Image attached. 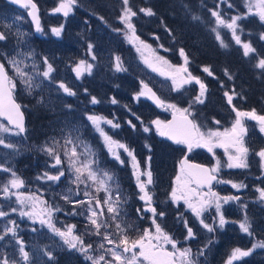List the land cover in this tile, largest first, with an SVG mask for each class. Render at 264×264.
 I'll use <instances>...</instances> for the list:
<instances>
[{
  "label": "trees",
  "instance_id": "1",
  "mask_svg": "<svg viewBox=\"0 0 264 264\" xmlns=\"http://www.w3.org/2000/svg\"><path fill=\"white\" fill-rule=\"evenodd\" d=\"M0 1L9 4L6 0ZM247 4L248 0H223V2L222 0H130V6L138 13L133 18L136 35L145 43L152 45L153 49H156L157 54L163 56L173 66L178 67L184 63V57L179 52V49L183 48L189 58L188 71L193 76L199 77L206 85L204 103L200 104V106L197 103L193 104V107H195L193 116L204 131L205 126L211 130V128L222 129L233 124L236 119L233 105L240 111L247 112L255 109L258 115H264V69L256 67L258 59L264 57V36H262L264 34V22H261L258 16L254 14L247 15L237 21L239 27L236 34L240 35L242 43L250 42L251 46L256 50L255 53H250L246 57L243 55L242 44L238 45L235 43L232 30L223 25H217L216 18L211 15L212 11H218L225 21L230 22L231 17L243 16L247 12ZM121 7V0H97L94 8L84 6L83 10L88 15L86 17L87 28L91 29V26L99 22L108 32V37L115 47L114 51L117 52L122 62V67L127 69L126 71H118L116 69L105 71V65L99 63L91 78L89 79L87 76L81 82L80 90L76 92L75 96L59 93L58 96L48 97V100H44V103H38L37 99L33 97H30L25 102L14 90L16 97L27 114V134L21 136L23 145L17 160L18 170L29 185L33 187L35 174L38 171H40L39 174H43L45 169L49 167L48 161L51 160V157L45 156L36 149L35 144L42 141V136L40 135H45L42 134L45 132L40 133L38 129H44L47 132L46 134H48L54 128V125L57 127L61 125V116H64L65 120L67 116L76 117L81 114L83 118H86L88 113H93L94 115L102 114L106 119L120 124L119 128L103 124L108 135L113 140L119 141L126 145L128 149L131 148L133 150V155L141 170L150 166L153 181H155V186L149 189L153 194L152 205L156 207L157 213H165L169 220L165 222L167 230L173 232L175 236L182 230L181 234L184 235L185 231H187L184 220L189 216L187 226L190 227L191 223H193L190 219L195 218V214L188 209L183 201L178 204L174 203L170 198V194L175 187L174 178L178 170H180V160L187 148L184 144H175L164 136H160L156 131V126L151 123L157 120L155 111L158 107L154 106L146 96H141L138 100L135 98L139 92L141 81L145 77L133 67V60L137 58L136 46L138 42L130 43L122 32L113 31V29L123 27L117 19L121 14ZM140 8H151L155 15L146 16L139 12ZM193 15L198 16L200 19L193 20ZM99 16H103L107 23L101 21L98 18ZM213 28H217L220 33V40L227 47L221 46L216 32L212 31ZM169 29L171 32L168 31ZM156 37H159V39ZM160 45H163V48ZM204 67H209L213 75L209 76L208 73L204 72ZM225 70L232 76L231 79H229V75L225 74ZM168 80L171 89L160 87L152 79L148 81L155 86L163 99L180 98L182 106H187L199 94V85L193 81L191 84L184 86L175 95L169 96L170 92L168 91H174L175 89H173L170 76H168ZM232 89L235 90L237 95H234L232 105H229L224 93L229 92L231 94ZM93 96L97 98L99 103L92 104L90 102ZM113 98H115L117 103L111 102ZM66 105H71V109L67 108ZM241 119H246L249 123L251 121L253 128L251 132L253 134L252 141L255 138L256 142L254 143L253 141L254 149H259L264 145V132L260 130L259 122L248 117ZM158 120L163 121L160 118ZM128 121H131L135 128H132ZM216 121L220 123L217 124ZM144 126H148L151 130L144 132ZM50 127L53 128L47 131ZM88 130H91L89 126L85 128L86 135ZM59 135L61 137L62 133H59ZM84 142H88L96 154L97 164L94 167L107 171L113 176L114 183L110 184V188L113 195L117 191L121 195V200L124 202L121 216L125 215V223L131 225L128 229V235L130 238H134L150 223L152 213L145 211V203L139 200L140 193L133 163L130 162L128 157H124L122 164L116 160L112 153L109 152L103 138L99 135L95 137L94 134H89L88 139H85ZM113 149L119 155L120 152L124 151L115 145H113ZM148 157H151L150 161ZM61 159L63 161L62 166L65 168L64 171L69 169L67 158L63 155V149H61ZM206 162L211 164L210 160ZM45 166L47 167L45 168ZM244 172L242 171L241 173ZM68 177H70V172L65 171V175L60 178L61 184L68 182ZM88 182L91 185V181ZM58 184L57 181L49 182L50 187ZM93 191H95V188ZM98 194L104 202L105 192L100 191ZM39 196L43 197L47 205L51 204L49 193L40 194ZM250 199H254V197ZM53 204L55 208L58 207L60 209L53 212L52 218L55 217V214L59 218V221H53V223H59V227L61 226L60 223L76 225L74 232H77L81 237L84 235V238H82L85 244L94 243L92 244L93 251L91 254L99 255L100 250L96 249L97 242L93 240L95 237L90 238L83 231L84 224L87 227L88 225L83 223L82 216L73 214V206L69 204L68 207L64 203L59 204L56 198H53ZM137 209H140L141 212L138 213ZM105 212V219H107L109 214L107 211ZM178 216L180 217L177 219ZM180 219H183V221L176 223ZM214 219L216 217L213 215L211 221ZM103 231L104 229H101V232ZM109 231H114V227L110 228ZM213 233V236H209L202 243H194L193 248L194 250H203L204 254L201 256V261L209 260L213 264L211 256L214 255V264H222L223 259L217 258V249L219 244L223 243V240H221L222 237L219 238L221 235L218 231ZM113 235L117 238L115 234ZM258 238L261 237L259 236ZM71 254H75L76 257H72ZM66 256H68V261L67 259L65 261ZM69 258L74 261L71 264H78L81 263L82 258L84 260V255L75 249L65 248L57 252L50 264H70ZM83 264H91V262L85 259Z\"/></svg>",
  "mask_w": 264,
  "mask_h": 264
},
{
  "label": "snow or ice",
  "instance_id": "2",
  "mask_svg": "<svg viewBox=\"0 0 264 264\" xmlns=\"http://www.w3.org/2000/svg\"><path fill=\"white\" fill-rule=\"evenodd\" d=\"M12 3L21 4L24 8H31L32 11L29 13L33 21L35 22V27L37 32H42L43 29L40 27L39 19L36 15L37 5L33 0H11ZM223 2V0H222ZM77 3V0H62L59 7L54 9L56 12H62L64 16H68L69 12L72 10L73 5ZM122 7L120 9V16L117 18L119 22L123 25L122 28L113 29L116 32H122L125 38L130 43H136L137 52L141 53V56L153 71L159 72L161 75L170 76L172 79L173 87L176 91H180L184 85L191 84L195 81L199 85V94L194 97V99L189 103L187 108H178L175 104H167V108L173 110V120L171 122L165 123L161 120H154L151 123L156 126V131L160 136H166L169 139L175 141L177 144H184L187 146L188 151H191L193 147H206L209 151H212L213 147H223L225 152H228L229 147L235 149V154L228 153V160L226 162V167L228 168H239L244 169L248 167L247 154L249 149L244 146L243 136L247 129L242 123L244 117H248L252 120H256L260 124V130L264 132V115H258L255 109L251 111H240L233 105V111H235L236 119L232 125L231 129H225L224 132L220 131H208L207 134L200 131V126L195 122L194 119H189L194 113L191 111L193 104L204 103V96L206 92V85L199 79V77L193 76L187 68L189 63V58L185 53L183 48L179 49L180 55L184 57V63L180 66H173L166 60L163 56L157 54L156 49H153L152 45L145 43L136 35V27L133 23V18L138 15L137 11L133 10L130 6V0H121ZM231 7V5H229ZM140 13L146 16H154L155 13L151 8H140ZM254 14L258 16L261 22H264V0H248L247 12L243 15H237L230 18V22L225 21L218 11H212L211 15L216 18L217 25H223L224 27L232 30V35L235 39L236 44H242L243 55L249 56L250 53H255L256 50L250 44V42L242 43L240 35H237V28L239 27L237 21L245 18L247 15ZM101 21L107 23L103 16L98 17ZM193 20H199L198 16L193 15ZM9 31L12 29L11 24L4 25ZM62 27L53 28L51 31L59 37L62 32ZM171 32V30H168ZM216 32L217 39L220 40L219 32L217 28L212 29ZM242 31V29H241ZM17 36L24 35L17 30ZM264 36V34H262ZM8 37L5 32L0 31V41L6 40ZM159 39V37H156ZM222 47H227L222 40H220ZM94 47L93 44H88L89 51ZM163 48V45H160ZM147 51L150 55H144ZM167 51V49H165ZM23 55L25 59L33 58L34 53L29 51L28 53H17L14 56H8L6 53H0L4 59L0 60V117H4L7 120V124L0 123V133L13 132L15 135H20L25 132L24 126V113L21 111V104L17 103L14 98V90L16 88V80L9 75V71H13L16 77H19L20 82L24 85L25 89L31 94L35 89L40 88L43 79L52 80L51 74L55 71L54 66L49 62L48 57L42 58V63L45 66L43 71L37 70V64L35 61L28 65L23 59H18L17 57ZM95 60V55L92 56ZM115 67L118 71H126L127 69L122 67V62L120 57L115 58ZM6 64L10 67H6ZM92 64L87 63L85 60H80L79 63L73 69L77 77H82L85 72L91 74ZM256 67L259 69H264V57L258 59ZM30 68L31 71H26L25 69ZM203 71L212 76L213 73L209 67H204ZM225 74L229 75V79L232 78L225 70ZM38 78H43L40 83H37ZM143 89L136 94V99L138 100L141 96H146L154 100L159 106L164 107L165 101L161 100L155 92L141 81ZM58 88L63 91V93L69 96H75L76 92L73 91L67 84L59 82ZM86 91V90H85ZM224 95L227 97V103L232 105L235 90L225 92ZM90 102L92 104H97L99 101L95 96L91 97ZM112 103H117L115 98L112 99ZM38 103H44V98L41 97ZM67 108L71 109V105H66ZM177 114H179V122L177 121ZM139 119V117H137ZM87 120L91 122L95 131H97L103 138L105 145L108 147L109 152L115 157L116 160L120 161L122 164L124 161L120 159L118 152L113 149V145L117 148L123 149L127 152L128 156L132 158L134 174L136 177L137 186L139 188V200L145 203V211L152 213L151 220L154 225L153 228H147L139 232L134 238H130L128 235V229L131 225L123 223V217L121 216V211L123 209V201L121 200V195L119 191L113 195L110 188V184L114 183L113 176L103 170H99L94 167L97 164L95 158V152L91 147L80 139L79 129H75V138L69 133L64 139L63 143L61 141L52 139L51 144H45L42 147L48 156L54 161L51 165L52 168L56 169L55 174H49L48 172L43 173L38 179H45L48 181H59L61 177L65 175L63 168V161L61 159V149H63V155L67 158L68 168L73 174L72 183L77 185L84 184L86 188L94 187L96 192L103 191L106 194L103 204L100 199L96 197L95 194L85 191L84 196L87 197L86 200H72L71 190L69 194H65L62 199L70 204L84 205L86 206V211L89 213L87 220L91 225L90 232L93 235L102 237L100 243L98 244V249L100 250L99 255L91 254L93 251V245L91 243L85 244L81 235L75 234L74 229L76 225H65L64 229L57 228L52 221L53 212L59 211L60 209L45 207L38 208L37 204L46 205V201L39 200L35 195L25 196L23 193L19 192V189L24 187V180L17 175L15 171L11 168L0 165V170L10 173V178L0 185V193H2L3 198L11 199L13 196L16 197V203L21 205V209L15 207L9 211H4L0 207V218H5L10 215V213H15L19 211L20 217H28L33 222L39 220L41 226L47 225V227L57 236L60 237L63 244L69 249H75L77 252L84 255V258L91 262V264H197V256H202L203 250L198 253H193L191 248H179L177 247V241L173 240L172 237L167 234L157 220V209L152 205L153 194L149 190V186L153 185V174L150 170V166L144 170L139 168L138 162L126 145L120 143L119 141L113 140V138L108 135V133L101 126L102 123L110 125L113 128H119L120 124L114 122L113 120L106 119L99 115H87ZM141 123H143L141 121ZM219 124V121H216ZM128 124L135 128V125L131 121ZM11 125V127H9ZM151 129L148 126L143 127L144 132H149ZM213 138H217L215 143ZM0 145H4L7 148H15L13 144H6L3 136H0ZM70 146V147H69ZM77 148L81 151L78 153ZM257 156L261 158L262 166H264V148L260 149ZM83 157V159H81ZM151 160V157H148ZM61 166V167H57ZM220 170V162L217 161L216 167L212 169L204 168L201 165L189 164L187 159L181 161L180 163V174L176 176V187L171 190L170 198L174 203H179L183 201L188 209L195 214L197 218H201L204 211L209 207H215V211L218 214V221L213 220L212 224L205 223L204 219H200V223L203 225L208 232H214L217 229H223L228 221L223 212L221 211V201L227 203L229 201H239V196H224L220 197L216 192L212 191L211 185L212 181H217V183H227L231 184L233 188L241 189L246 187L243 183H234L231 180H218L214 173H218ZM145 177L146 179H141ZM194 178V179H193ZM91 181V185L88 184ZM195 183L196 187H190L191 183ZM207 186L208 192L202 193L198 189H202ZM16 190V191H13ZM259 193L258 199L264 202V188L257 189ZM109 214L107 219H104V212ZM244 209L247 205H242ZM27 208L28 210H23ZM140 213L141 210L137 209ZM75 214V213H73ZM159 217L164 216V212L158 213ZM142 218V216H141ZM232 223H238L239 228L243 233L248 236H253L251 230V221L245 212L243 219L240 221H231ZM187 225V221H185ZM114 227L115 233L110 232L109 229ZM19 225L15 220H7L6 223L0 228V241L5 240V237L11 236L15 239L18 246L19 256L16 259H9L6 255H0V264H32L30 253L25 250V244L22 239L18 237ZM101 229H104L101 232ZM33 231H36L34 228ZM115 234L116 239L112 236ZM194 233L192 228H187L186 239L193 238ZM106 245H112V247H106ZM171 245L172 250H168L167 246ZM257 248H264V240L257 241L251 245V247L244 249L241 247H235L231 250V253L226 261V264H234L236 261H240L245 257L252 254ZM138 249V251H137ZM45 255L48 259L54 260L53 252L45 250Z\"/></svg>",
  "mask_w": 264,
  "mask_h": 264
},
{
  "label": "rangeland",
  "instance_id": "3",
  "mask_svg": "<svg viewBox=\"0 0 264 264\" xmlns=\"http://www.w3.org/2000/svg\"><path fill=\"white\" fill-rule=\"evenodd\" d=\"M41 6L42 11V24L41 28L43 29L42 32H37L34 28V25L32 21L29 18L27 9H21L18 6H15L11 3L7 4L2 1H0V31L5 32V35L8 37L4 41H0V53H6L8 56H14L17 55V53H28L29 51H32L34 53L33 58L25 59L23 55L18 56V59H23L26 64L31 65L34 61L37 64V70L43 71L44 65L42 63L43 57H48L49 62H51L54 66L55 71L51 74L52 80H47L43 78H38L37 83H40V80L43 79V82L41 84L40 88L35 89L31 94L25 89L24 85L20 82L19 77L15 76V73L10 70V74L13 77V79L16 80V88L15 91L17 94H19L20 97L23 98V100L26 102L30 97L36 98V101H39L41 97L44 98V100H48V97L52 96H58L59 93H62V95H66L63 93L61 89L58 88L59 82H63L67 84L73 91L77 92L80 90L81 82L88 78H91V75L94 73V71L98 68L99 63H103L105 65V71H108L110 69H116L115 58L118 56L117 52L114 51V46L112 45L111 39L108 37V32L104 29V27L97 22L93 26H91V29L87 28V19L86 17L88 15L85 14L83 7L89 6L90 8H94V6L97 4V0H77V3L73 5L72 10L69 12L68 16H64L61 12H56L54 9L59 7L62 0H38ZM11 24L12 29L9 31L4 25ZM62 27V32L59 37H57L51 29L53 28H59ZM17 30L24 35L17 36L16 32ZM220 34V33H219ZM91 43L94 45L91 51L88 49V44ZM135 46V45H134ZM137 47V46H136ZM146 56L150 55L147 51L144 53ZM95 55V60L92 59V56ZM137 58L133 60V67L143 76L145 77V81H148L149 79H152L154 83L162 86L164 89L168 88L171 89V86L169 84L168 76L167 75H161L159 72L153 71L152 68H150L146 63H144V60L141 56L140 52L136 53ZM3 59L4 57L1 56ZM80 60H85L87 63H90L93 65L91 68V74H88L85 72V74L82 77H77L75 71L73 70L75 66L79 63ZM8 66V65H7ZM10 67V66H8ZM26 71H31L30 68L25 69ZM149 82V81H148ZM129 83V82H126ZM188 85V84H187ZM186 86V85H184ZM143 89L142 85L139 87V92ZM174 89V87H173ZM170 92L169 96H172L173 94L177 93L178 91H168ZM171 97V99H164L165 106L164 107H158L156 109V115L157 119H162L163 121L168 118L170 113L173 111L170 108H167V104H175L178 108H187V106L181 105V99ZM198 106H200L199 103H197ZM191 111L195 112V107L192 106ZM87 115H94L93 113H88ZM87 115L84 120L83 116L80 114L76 117H66V122L64 120V116L60 117L61 125L55 126L54 128L50 127L47 131H50L48 134H46V130H40L39 132H45L40 135L42 136V141L35 144L36 149L40 152H42L45 156H48L44 151H42V147L45 146V144H51V141L53 138L56 140L61 141L63 143V139L71 133L73 137L77 133H75V129H79V135L80 139L85 141V139H88L89 134H94L96 137L97 135L100 136V134L95 131L94 127L92 126L91 122L87 120ZM99 116L104 117L102 114H99ZM105 118V117H104ZM0 123L7 124L5 120H3L0 117ZM57 123V122H56ZM242 123L244 127L247 129L246 133L243 136L244 146L249 149V152L247 154V163L248 167L244 169L239 168H228L226 167V162L228 160V153L235 154V149L229 147L228 152H225V149L223 147H213L212 151H209L206 147H193L192 151V157L197 159H202L206 161H211L212 168L216 167L217 161L220 162V170L218 174L220 175L218 180H231L234 183H243L246 185V187L241 189L233 188L231 184L227 183H216L213 192H216L220 197L224 196H238V192H244V194H250V196H253L255 199V203H250L248 200H244L240 197L239 201H229L227 203H224L221 201V211L223 212L225 218L230 221V223H227L223 229H217L218 233L221 235L219 238L223 240V243L219 244V248L217 249V258H222V264H226V261L231 253V250L235 247H241L244 249H247L251 247V245L257 241L264 240L261 238H254L256 234H261L264 232V202H261L258 197L259 193L257 191L258 188H264V166H262V161L259 156L256 155V153L264 148V145L261 146L259 149L255 150V145L253 144L255 142V138L252 141L253 134L252 132V126L251 121L250 123L245 119L242 120ZM104 123L101 124L103 126ZM107 125V124H106ZM231 124L228 127L225 128H211V131H220L224 132L225 129H231ZM89 126V129L86 131L85 128ZM9 127H11L9 125ZM206 127V126H205ZM205 131L200 128L201 132H204L207 134L208 131H210L207 127L205 128ZM208 129V130H207ZM105 130V128H104ZM55 131V132H53ZM106 131V130H105ZM107 132V131H106ZM59 133H62L61 137ZM86 135V136H85ZM0 136H3L5 139L6 144H13L15 145V148H7L4 145H0V165H4L5 167L11 168L13 171L17 173L19 177H21L24 180V187L19 189V192L23 193L25 196L28 195H35L39 200H43V197H40V194H47L49 193V196H51L50 205H44V204H37L38 208H45V207H54L53 204V198H56L58 200V203H64L69 207V204L67 201L62 199V197L65 194H69V190H71V199L72 200H86L87 197L84 196V192L87 190L93 194L96 195L98 199H100L101 203L103 204V200L101 196H98L99 192H95L94 187L86 188L85 185L81 184L79 187L77 185L72 183L73 174L69 169H66L65 171L70 172V177H68V182L61 184L60 180L57 181L59 183L57 186L50 187L48 180L45 179H38V177H41L43 174L38 171L34 176V183L33 187L29 185V183L26 181L25 177L21 175V173L18 170V157L20 155V150L23 145V140L21 138L22 134L15 135L14 131L9 133H0ZM85 136V138H84ZM101 137V136H100ZM217 138H213V142L215 143ZM89 146L90 144L86 142ZM130 151L133 152L131 148H129ZM81 150L77 149V152L79 153ZM121 160L124 161V157H128L130 162L133 163L132 158L128 156L127 152L123 151L120 152ZM50 157V156H49ZM83 159V157H81ZM54 161L51 160L48 161V168L45 166V172H48L49 174H55L56 169L52 168L51 165ZM139 164V163H138ZM61 167V166H57ZM140 168V165H139ZM65 169V168H64ZM242 171H245L244 173H241ZM44 172V173H45ZM180 174V170H178L177 175ZM10 178V173L4 172L0 170V185L5 183ZM141 179H146L145 177H141ZM175 180V187H176V177ZM155 182V181H154ZM89 183V182H88ZM228 185V186H226ZM155 186V183L153 185L149 186V189ZM190 187L195 188V183H191ZM232 189H235L236 193H232ZM16 191V190H13ZM198 191L202 193L203 189H198ZM39 193V194H38ZM73 213H75L78 216H82L83 223L84 224V230L88 237H95L93 239L96 243V249H98V244L101 241L100 236H96L91 234L90 229L91 225L89 224L87 220V216L89 213L86 211V206L84 205H73ZM242 205H247V208L244 209ZM0 207L4 211H9L10 209L15 207L18 210L21 209V205L16 203V197L13 196L11 199H5L2 196V193H0ZM60 207V206H59ZM124 208V207H123ZM23 210L27 211V208H24ZM70 210V208H69ZM106 211V209H105ZM247 213V216L249 217L251 221V230L253 232V236H248L246 233H243L238 223H232L231 221H240L243 219V216ZM124 215V213H123ZM213 215L216 217V220L218 221V214L215 211L214 205L209 207L207 210L204 211L202 215V219H204L205 223L212 224L213 221L211 219L213 218ZM125 216V215H124ZM123 217V223L124 221ZM152 216V214H151ZM150 216V223L147 224L146 228H153L154 225L152 224ZM180 216L177 217V219ZM192 217V216H190ZM104 219L106 218V212H104ZM195 216V218L190 219L193 223H191L190 228H195L193 230L194 236L191 239H186L187 231H185V234L182 235L181 232L178 233L177 236L173 234V232H170L165 227V222L169 221L167 217H159L157 213V220L156 222L161 225V228L169 234L173 240L177 241V247L179 248H191L192 252L198 253L200 250L196 249L194 250L193 246L194 243H202L206 238L209 236H213V232H208L207 229L203 227V225L200 223V219ZM81 219V218H80ZM7 220H15L17 221V224L19 225L18 228V237L24 241L25 244V250L30 253L31 262L32 264H50V260L45 255V250L52 251L53 256L57 255V252L60 250H63L65 248H68L66 245L63 244L62 240L59 236L55 235L48 227L47 225L41 226L39 220L33 222L28 217H20L19 211L15 213H10L8 217L0 218V228L6 223ZM189 220V216L186 218L185 221ZM194 220V221H193ZM52 221H59V218H57L56 214L55 217L52 218ZM183 219H180L176 223H181ZM174 222V221H173ZM57 228L64 229L65 224H61L59 227V223H54ZM187 229V225L185 226ZM36 229V231H33V229ZM115 231V229H114ZM110 231V232H114ZM77 234V232H74ZM213 233V234H212ZM84 238V235H82ZM217 237V238H218ZM113 239H116V237L113 235ZM216 238V241H217ZM253 240V241H252ZM250 246L248 247V244ZM94 244V243H91ZM106 247H112V245H106ZM168 250L171 249V245L167 246ZM138 251V249H137ZM221 254V256H220ZM0 255H6L9 257V259H16L19 256L18 253V246L16 244L15 239H13L10 235L5 237V240L0 241ZM72 257H76L75 254H71ZM214 256V255H213ZM211 256V259L213 260L212 263L214 264V257ZM68 261V256L65 257V261ZM70 259V258H69ZM246 258H243L240 261L234 262V264H238L242 262H245ZM252 261L253 263L255 261H263L264 260V248H257L255 251L252 252L250 256H248V261ZM70 264L74 263L71 259L69 260ZM85 261V258L81 263L83 264ZM52 262V260H51ZM197 264H211V261L209 260H203L201 261V256H197Z\"/></svg>",
  "mask_w": 264,
  "mask_h": 264
},
{
  "label": "water",
  "instance_id": "4",
  "mask_svg": "<svg viewBox=\"0 0 264 264\" xmlns=\"http://www.w3.org/2000/svg\"><path fill=\"white\" fill-rule=\"evenodd\" d=\"M6 1L9 2V3H11V4H13V5H15V6H18V7L21 8V9H25L21 4H15V3H12L11 0H6ZM33 2L37 5L36 15H37V17H38V19H39L40 27H41V24H42V11H41V6H40V3L38 2V0H33ZM31 11H32L31 8H27L28 15H29V13H30ZM61 13H62V12H61ZM62 14H63V13H62ZM29 18H30V20L32 21V23H33V25H34V28H35V30H36L35 22L33 21L31 15H29ZM2 59H3V58L0 56V60H2ZM6 67H8L7 64H6ZM9 75L11 76L10 71H9ZM142 81L144 82V84H147L148 87L151 88V90H152L153 92H155L156 95H157L161 100L164 101L163 97H162L161 94L157 91V89L155 88V86H154L153 84H151L150 82L145 81V80H142ZM141 85H142V84H141ZM142 87H143V86H142ZM14 98H15V100H16L17 103L21 104V102L19 101V99L16 97L15 91H14ZM147 99H148V100H149L154 106H156V107H161V106H159L154 100H152V99H150V98H148V97H147ZM21 111H23V113H24V126H25V132L22 133V135L25 136V135L27 134V114H26L25 109L23 108L22 104H21ZM1 118L7 122V120H6L4 117H1ZM189 119H194V120H195L194 116H190ZM172 120H173V111L170 113V115H169L168 118L166 119L165 123L171 122ZM177 121L179 122V114H177ZM195 122H196V120H195ZM7 123H8V122H7ZM196 123H197V122H196ZM10 126H11V125H10ZM164 137H165L167 140H169V141L175 143V141L169 139L168 137H166V136H164ZM175 144H177V143H175ZM186 148H187V146H186ZM192 150H193V148H192ZM192 150H191V151H188V149H186V152L184 153L183 157L181 158V161L184 160V159L186 158L189 164H192V165H201V166H203L204 168L212 169V166H211L208 162L203 161V160H199V159H196V158H193V157L191 156V152H192ZM181 161H180V162H181ZM214 174L217 176V179H218V177H219L218 173H214ZM193 179H194V178H193ZM216 182H217V181H215V180L212 181L211 188L214 187V185L216 184ZM204 188H205V189H208L207 186H205Z\"/></svg>",
  "mask_w": 264,
  "mask_h": 264
},
{
  "label": "flooded vegetation",
  "instance_id": "5",
  "mask_svg": "<svg viewBox=\"0 0 264 264\" xmlns=\"http://www.w3.org/2000/svg\"><path fill=\"white\" fill-rule=\"evenodd\" d=\"M191 156H193L192 154H191ZM194 158V157H193ZM197 159V158H196ZM199 160H202V159H199ZM181 161V160H180ZM204 161V160H203ZM181 163V162H180ZM210 164V163H209ZM211 165V164H210ZM212 166V165H211ZM219 175V174H218ZM219 177H220V175H219ZM219 177H218V179H219ZM217 183V182H216ZM216 185V184H215ZM215 185H214V187H215ZM226 186H228V185H226ZM214 187H212V190L214 189ZM229 187V186H228ZM230 188V187H229ZM204 191L203 192H208V189H205L204 187L202 188ZM232 191V193H236V191H235V189H232L231 190ZM237 195L239 196V197H241L242 199H244V200H248L250 203H255L256 201H255V199H250V198H253V197H250V194L248 195V194H244V192H238L237 193ZM257 235V236H256ZM255 236H256V238H258L259 236L261 237V238H264V232L263 233H261V234H256ZM255 236H254V238H255ZM253 241V240H252ZM252 242H250L249 244H248V246H250V244H251ZM246 258V260H245V262H242L241 261V263H238V264H264V260L263 261H255L254 263L250 260V261H248V257H245Z\"/></svg>",
  "mask_w": 264,
  "mask_h": 264
}]
</instances>
